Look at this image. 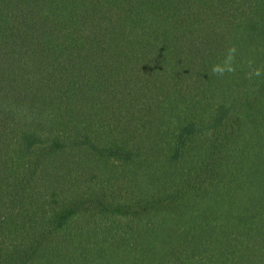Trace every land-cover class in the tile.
Wrapping results in <instances>:
<instances>
[{"label": "trees", "instance_id": "trees-1", "mask_svg": "<svg viewBox=\"0 0 264 264\" xmlns=\"http://www.w3.org/2000/svg\"><path fill=\"white\" fill-rule=\"evenodd\" d=\"M0 264H264V0H0Z\"/></svg>", "mask_w": 264, "mask_h": 264}, {"label": "clouds", "instance_id": "clouds-1", "mask_svg": "<svg viewBox=\"0 0 264 264\" xmlns=\"http://www.w3.org/2000/svg\"><path fill=\"white\" fill-rule=\"evenodd\" d=\"M237 48L235 45H232L228 49L227 56L225 57L222 64L213 65L212 73L217 76H223L226 72L233 73L236 70L235 67V58H236ZM254 75L259 76L261 75L259 70H256Z\"/></svg>", "mask_w": 264, "mask_h": 264}]
</instances>
